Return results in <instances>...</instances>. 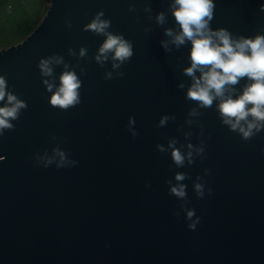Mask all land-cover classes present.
<instances>
[{
	"label": "water",
	"instance_id": "95a60500",
	"mask_svg": "<svg viewBox=\"0 0 264 264\" xmlns=\"http://www.w3.org/2000/svg\"><path fill=\"white\" fill-rule=\"evenodd\" d=\"M47 2L30 33L0 48L6 94L24 102L0 130V264H264V126L245 138L218 99L186 95L191 41L166 31H180L173 0ZM261 2L213 0L209 27L264 34ZM98 12L105 32L85 27ZM106 33L129 41L130 56L100 53ZM42 57L60 58L50 74ZM69 69L78 99L53 105ZM180 185L183 196L171 191Z\"/></svg>",
	"mask_w": 264,
	"mask_h": 264
},
{
	"label": "clouds",
	"instance_id": "9594fccd",
	"mask_svg": "<svg viewBox=\"0 0 264 264\" xmlns=\"http://www.w3.org/2000/svg\"><path fill=\"white\" fill-rule=\"evenodd\" d=\"M259 7L264 10V0ZM173 15L178 22L180 31L172 35L171 29H166L172 36L175 44L179 45L185 38L191 41L190 60L191 63L184 71L192 75V83L187 89L186 95L197 100L202 105H210L214 98L218 99L216 107L223 117V122L229 124L232 129H238L243 137L247 138L253 134V130H259L264 126V34H256L253 37H232L225 28L211 29L209 20L213 14V0H173ZM97 15L85 26L97 32H105L109 23L106 19H100ZM157 21H163V13H158ZM112 50L113 56L123 60L131 54V44L120 35L106 33V39L99 47L100 53ZM84 48L80 49L81 54ZM98 60L103 59L97 56ZM59 57H42L38 66L43 74H50L51 62H59ZM207 65V67H204ZM115 66V65H114ZM194 69H199L200 75L194 74ZM242 76L248 77V82L242 91L235 97L225 94L228 85L235 84ZM61 83L49 97L50 103L61 107L77 101V87L80 81L72 70H65L59 77ZM5 79L0 75V99L7 96V101L0 106V130L10 127L8 117H15L21 106L22 100L5 89ZM49 89L52 84L45 81ZM182 86V85H181ZM251 115L252 119H249ZM234 117L235 119H232ZM166 117L160 120L163 124ZM243 120V123L241 121ZM173 142L170 141V144ZM60 160L64 162V153L59 151ZM177 164L183 162L184 156L176 149L171 153ZM190 156L191 153L189 152ZM50 158L46 159V163ZM182 174H177V179ZM195 187L199 190L200 184ZM173 193L184 195V186H173ZM189 217L192 211L187 213ZM194 223L189 227H194Z\"/></svg>",
	"mask_w": 264,
	"mask_h": 264
},
{
	"label": "rangeland",
	"instance_id": "374dc122",
	"mask_svg": "<svg viewBox=\"0 0 264 264\" xmlns=\"http://www.w3.org/2000/svg\"><path fill=\"white\" fill-rule=\"evenodd\" d=\"M47 0L0 2V48L15 44L30 33L46 11Z\"/></svg>",
	"mask_w": 264,
	"mask_h": 264
},
{
	"label": "crops",
	"instance_id": "0c3cea01",
	"mask_svg": "<svg viewBox=\"0 0 264 264\" xmlns=\"http://www.w3.org/2000/svg\"><path fill=\"white\" fill-rule=\"evenodd\" d=\"M0 2H2V0H0Z\"/></svg>",
	"mask_w": 264,
	"mask_h": 264
}]
</instances>
